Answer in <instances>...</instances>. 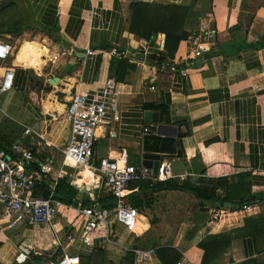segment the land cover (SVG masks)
<instances>
[{
	"label": "crops",
	"instance_id": "obj_1",
	"mask_svg": "<svg viewBox=\"0 0 264 264\" xmlns=\"http://www.w3.org/2000/svg\"><path fill=\"white\" fill-rule=\"evenodd\" d=\"M138 1L0 0V40L14 47L0 62V77L6 69L14 74L11 89L0 93V148L21 142L39 164L49 167L36 187L38 195L43 183L48 187L60 179L77 193L74 205L63 203L62 224L58 218L51 227L8 229L0 206V264H17L20 245L40 251L33 264L63 255L79 264L95 251L105 254L107 264H119L126 252L147 255L145 262L134 264H162L155 254L160 249L201 264L199 245L209 237L230 240L215 264H264V234L252 230L264 223V198L259 202L264 197V0H193L185 32L196 33L200 18L212 12L217 36L203 48V60L183 62L185 75L163 68L169 60L163 54V35L148 42L129 33V6ZM27 46L46 52L37 71L20 63ZM111 48L128 55L111 57ZM60 52L63 56L54 61ZM187 52L185 41L169 61L180 62ZM121 60L133 70H120ZM111 78L117 107L95 133L94 166L102 158L120 167L140 166L142 157L150 154L143 151L145 138L176 139L181 159L160 154L161 164L182 161L183 174L188 175L184 183L219 199L229 185L240 184L245 191L250 185L256 196L252 209L229 206L221 219L211 221L219 199L200 200L181 189L144 191L131 183L126 198L138 211L136 226L127 231L109 217L96 231L86 233L78 210L92 203L107 209L109 199L102 178L91 186L93 171L76 168L64 158L70 132L63 116L77 90L102 95ZM158 105L167 108L166 115L147 108ZM27 127L33 136L18 140ZM144 129L151 134H144ZM158 129L166 136H158ZM29 169L34 172L36 163ZM242 175L247 176L240 180Z\"/></svg>",
	"mask_w": 264,
	"mask_h": 264
},
{
	"label": "built area",
	"instance_id": "obj_2",
	"mask_svg": "<svg viewBox=\"0 0 264 264\" xmlns=\"http://www.w3.org/2000/svg\"><path fill=\"white\" fill-rule=\"evenodd\" d=\"M217 29L214 24L212 12L200 18V28L186 40L187 56L180 62L165 61L163 68L175 75H185L184 61L203 60L205 52L203 48L215 41ZM144 47H141V49ZM14 47L7 41L0 40V62H5L13 53ZM111 57L125 59L128 55L126 50L111 48ZM14 74L12 69H6L0 77V93L9 91L13 85ZM153 90V88H151ZM117 93L114 89V79H108L102 95L88 94L77 90L71 96L64 121L69 127V141L64 147L62 154L74 167L92 170L96 177L94 182L102 178L103 187L108 196L114 199V206L110 209H101L92 203L87 208L78 210L85 219V232L92 233L100 225L105 224L109 217L115 218L116 222L125 230H132L138 220L137 209L127 202V190L131 183L147 182L150 187L158 182L176 181L184 182L187 174H176L170 163L160 164L157 174L151 169L140 166L126 165L120 167L117 161L102 158L96 166L93 165V149L95 133L98 128L106 124L108 115L116 112ZM144 134H151L149 129L143 130ZM30 128H25L18 140L32 137ZM36 163V170L31 171ZM50 169L47 165L39 164L31 150L24 147L21 142L13 143L8 148H0V206L7 217V228L14 229L17 226H30L33 228L51 227L60 211L65 207L57 199L56 181L46 187L44 195H36L37 185ZM94 175V176H95ZM243 210L250 211L251 206H243ZM225 208L219 203L214 205L211 212V221H217L224 215ZM69 238V237H68ZM18 257L16 263L21 264L27 260L41 256L40 251L28 249L22 245L17 247ZM147 255L139 257L135 255V261L145 262ZM42 264H71L70 259L63 255L55 260L45 261ZM176 264H193L182 257Z\"/></svg>",
	"mask_w": 264,
	"mask_h": 264
},
{
	"label": "trees",
	"instance_id": "obj_3",
	"mask_svg": "<svg viewBox=\"0 0 264 264\" xmlns=\"http://www.w3.org/2000/svg\"><path fill=\"white\" fill-rule=\"evenodd\" d=\"M193 0H139L129 6L131 12L129 33L138 40H145L153 42L158 35H163L164 45L163 54L165 59L173 60L180 43L185 42L190 36L184 30V24L189 11V6ZM197 1V0H196ZM201 1V0H199ZM1 33V32H0ZM118 68L133 70V66L129 65L128 61L121 60ZM119 72L120 70H118ZM118 75V74H117ZM119 80V79H117ZM148 109L159 111L161 115L167 114V108L158 106H147ZM179 135L178 137H180ZM143 151L150 154L165 155L171 159H181V154L178 151L176 139L161 138L157 136H149L143 142ZM247 175L238 177L240 180L246 178ZM141 190H174L181 189L191 192L196 198L200 200H214L216 198L213 192L203 191L195 186H190L184 182L165 181L153 184L151 187L147 182H134ZM247 191L244 186L229 185L227 193L219 199L218 203L224 207L228 204L231 208H242L243 206H253L256 204L255 198L251 191L250 185H247ZM42 195L45 196V183L41 185ZM207 192V193H206ZM36 195H38L36 193ZM55 195L62 203L66 205L75 204L76 191H74L65 179H60L57 182ZM260 196L259 202L263 200ZM108 203L105 208L110 209L114 206V199L108 196ZM225 208V207H224ZM252 230L255 234H264V223L255 225ZM230 246L229 239H216L209 237L199 245L203 252L201 264H215L220 255L227 252ZM156 256L162 264H176L180 256L171 250L160 249L156 251ZM167 257V258H166ZM135 253L126 252L119 264H134ZM79 264H107L105 254L103 252L95 251L90 259L80 258ZM243 264H257L255 261H248Z\"/></svg>",
	"mask_w": 264,
	"mask_h": 264
},
{
	"label": "water",
	"instance_id": "obj_4",
	"mask_svg": "<svg viewBox=\"0 0 264 264\" xmlns=\"http://www.w3.org/2000/svg\"><path fill=\"white\" fill-rule=\"evenodd\" d=\"M53 83L54 82L51 81V84H53ZM148 117H149V113H146L145 114L146 120H148ZM157 135L158 136H166L165 134H162L159 129L157 130ZM141 164H142V166L144 168L151 169L153 174L156 175L157 171H158V168H159V166L161 164V158H160L159 155H156V154H145L142 157V163ZM172 170L176 174L184 173L185 172L184 163L182 161L173 163L172 164ZM224 207L225 208H229V205L225 204ZM21 264H33V261L32 260H27V261H25V262H23Z\"/></svg>",
	"mask_w": 264,
	"mask_h": 264
},
{
	"label": "bare ground",
	"instance_id": "obj_5",
	"mask_svg": "<svg viewBox=\"0 0 264 264\" xmlns=\"http://www.w3.org/2000/svg\"><path fill=\"white\" fill-rule=\"evenodd\" d=\"M46 56V52L39 50L36 46H27L19 56L20 63L24 67H28L34 70H39L43 64L41 58ZM74 186L77 187L78 183L74 182Z\"/></svg>",
	"mask_w": 264,
	"mask_h": 264
},
{
	"label": "rangeland",
	"instance_id": "obj_6",
	"mask_svg": "<svg viewBox=\"0 0 264 264\" xmlns=\"http://www.w3.org/2000/svg\"><path fill=\"white\" fill-rule=\"evenodd\" d=\"M61 56H63V52H60V54L59 53H57L56 55H54V61H56L58 58H60ZM186 58V57H185ZM82 170V169H81ZM81 170H77V169H75V171L74 172H81ZM63 211H66V210H64V209H62L61 211H60V213H59V215H58V217L56 218V220L59 218V216H61V214H63ZM63 216V215H62ZM62 220L63 219H61V218H59L58 219V223H60V224H62Z\"/></svg>",
	"mask_w": 264,
	"mask_h": 264
}]
</instances>
